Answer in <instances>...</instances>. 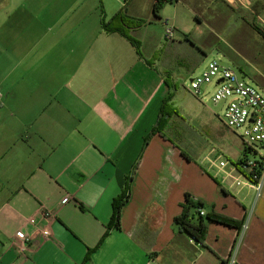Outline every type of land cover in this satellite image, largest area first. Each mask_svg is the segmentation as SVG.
Returning <instances> with one entry per match:
<instances>
[{
  "label": "crops",
  "instance_id": "obj_1",
  "mask_svg": "<svg viewBox=\"0 0 264 264\" xmlns=\"http://www.w3.org/2000/svg\"><path fill=\"white\" fill-rule=\"evenodd\" d=\"M156 1L0 0V264H84L91 250L86 264H222L234 248L237 264H264V181L260 197L245 184L234 196L168 126L151 135L172 74L147 63V33L138 37ZM220 1L264 16L259 0ZM118 13L142 57L104 30ZM127 183L120 228L98 246ZM187 199L203 203L192 210L205 213L203 244L175 223Z\"/></svg>",
  "mask_w": 264,
  "mask_h": 264
},
{
  "label": "rangeland",
  "instance_id": "obj_2",
  "mask_svg": "<svg viewBox=\"0 0 264 264\" xmlns=\"http://www.w3.org/2000/svg\"><path fill=\"white\" fill-rule=\"evenodd\" d=\"M119 1L122 0H114L118 4ZM259 1L257 8L253 7L255 11L264 6V0ZM235 5L237 8L220 0H173L162 5L156 15L154 6H148L147 32L142 30L138 36L142 38L147 33L144 50L147 56L153 55L147 61L157 63L155 69L162 75L167 70L172 72L173 75L165 76H174L177 86L176 91L171 90L174 112L169 117L168 137L197 166L206 162L203 164L206 172L228 186L234 196L243 185L238 184L239 180L246 182L244 174L236 168L237 160H262L264 149L260 145L247 148L225 124L223 104L216 105L210 98L215 91L213 86L206 87L211 92L201 100L189 90L188 81L217 59L264 93V36L252 26L264 33L260 19L264 16L261 11L258 16L241 4ZM166 20L169 26L178 28L172 40L165 38ZM138 37L134 38L139 40ZM174 41L176 44L171 45ZM221 162L226 165L220 166ZM226 171H235V177L230 178ZM254 194L249 200L255 198Z\"/></svg>",
  "mask_w": 264,
  "mask_h": 264
},
{
  "label": "built area",
  "instance_id": "obj_3",
  "mask_svg": "<svg viewBox=\"0 0 264 264\" xmlns=\"http://www.w3.org/2000/svg\"><path fill=\"white\" fill-rule=\"evenodd\" d=\"M124 3H129L132 0H122ZM165 38L172 40L175 29L165 22ZM189 82V90L198 99H205L211 92V89L206 91V87L213 86L214 93L211 94V101L224 106V121L225 124L236 133L244 145L252 149L260 145L264 149V93L256 86L251 84L245 78H241L233 69L221 63L220 60L214 59L197 75L192 76ZM2 94L0 92V100ZM254 161L248 162L243 160L237 166L244 174L246 182L239 180L238 184H245L252 187L257 194L261 196L263 189V175L256 173L258 163ZM224 162L220 166H225ZM68 199H64L62 204L67 203ZM204 216V212H200ZM45 216L50 218L54 213L46 211ZM244 226V225H243ZM246 227V226H244ZM242 227V228H244ZM45 239L52 238V231L49 228H44L41 231ZM17 239L22 245L18 246L21 252L27 250L28 239L23 233L17 234ZM222 264H236L235 251Z\"/></svg>",
  "mask_w": 264,
  "mask_h": 264
},
{
  "label": "trees",
  "instance_id": "obj_4",
  "mask_svg": "<svg viewBox=\"0 0 264 264\" xmlns=\"http://www.w3.org/2000/svg\"><path fill=\"white\" fill-rule=\"evenodd\" d=\"M171 1H173V0H157L156 4L154 6V14L155 15L157 14V11L159 10V8L162 5H164L166 2H171ZM122 23H126L129 25L131 24L124 14L118 13L107 23L105 21H103V28L108 33L118 32L121 35H123L124 37H126L131 42V44L135 47L137 54L140 57H142L141 43L139 42V40H136L133 36H131L122 27ZM253 27L259 34L264 36L263 31L259 27L254 26V25H253ZM147 63L152 65L148 61H147ZM166 84H167V87L169 88V92H168L167 96L165 97V99L163 100L159 119H158L157 124L155 125L151 135H154L156 133L164 134V130L168 126V123L170 120L169 117H170L171 113L174 112V109L171 107V101H172L171 95H173L171 93V90L174 89V91H176L177 86H176L175 82H173V79L171 78L170 75L168 77H166ZM242 161H243L242 159H239L237 161L236 165L239 166L242 163ZM258 164L259 165L256 168V173L258 175H264V159H262V161L259 162ZM129 189H130L129 184L127 183V185L125 186V188L123 190V193L113 201V216H112L111 222L108 224L107 231L104 234V236H103V238H102V240L98 246H100L103 243V241L106 239V237L110 234V232L113 229L120 228L121 210H122V207L124 206V204L128 201V199L130 197V190ZM187 200H188L187 201L188 203L186 205H184L183 213L175 219V223L181 229H183L185 232H187L189 235H191L193 238H195L199 243L203 244V242L206 238V234H207V228H208L207 221L205 219H203L202 216H199V218L196 219L195 214L192 213L193 209L202 208L203 203H201L200 201L199 202L192 201L190 199H187ZM208 219H209V221L210 220H217V221L222 222L224 224H228L230 226L238 227L239 229L242 227L241 223H239V222H236V221L231 220V219H226L223 217H218L215 215L210 216ZM92 253H93V250H91L88 253V255L84 261V264H86L90 260V256Z\"/></svg>",
  "mask_w": 264,
  "mask_h": 264
}]
</instances>
